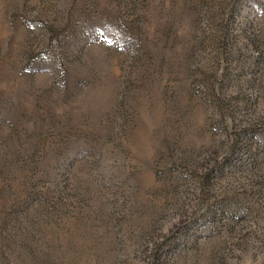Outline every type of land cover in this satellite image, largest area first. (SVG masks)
<instances>
[{"label": "rangeland", "instance_id": "374dc122", "mask_svg": "<svg viewBox=\"0 0 264 264\" xmlns=\"http://www.w3.org/2000/svg\"><path fill=\"white\" fill-rule=\"evenodd\" d=\"M0 264H264V0H0Z\"/></svg>", "mask_w": 264, "mask_h": 264}]
</instances>
